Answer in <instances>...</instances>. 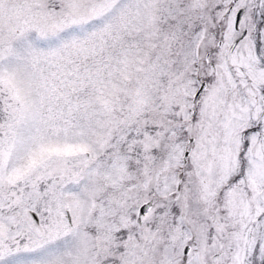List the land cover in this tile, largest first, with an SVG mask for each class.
<instances>
[{"label":"snow or ice","instance_id":"1","mask_svg":"<svg viewBox=\"0 0 264 264\" xmlns=\"http://www.w3.org/2000/svg\"><path fill=\"white\" fill-rule=\"evenodd\" d=\"M0 264H264V0H0Z\"/></svg>","mask_w":264,"mask_h":264}]
</instances>
